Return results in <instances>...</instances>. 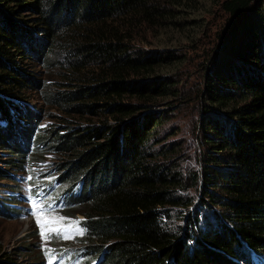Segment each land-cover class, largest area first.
<instances>
[{"label": "trees", "instance_id": "trees-1", "mask_svg": "<svg viewBox=\"0 0 264 264\" xmlns=\"http://www.w3.org/2000/svg\"><path fill=\"white\" fill-rule=\"evenodd\" d=\"M209 1L229 27L191 106L201 149L184 152L175 140L158 144L168 114L148 111L157 97L181 100L179 83L157 72L168 63L176 68L178 56L132 53L121 33L157 18L175 29L193 26L184 38L194 40L205 0H0V94L20 95L5 88L32 79L12 63L34 56L48 72L37 80L42 100L68 115L35 131L29 106L15 105L10 115L0 109V150L13 154L5 161L13 168L34 161L38 146L67 157L54 180L65 209L82 208V264H264V0ZM21 8L35 15L31 24L6 20ZM235 43L240 59L231 58ZM80 113L97 116L77 126L72 116ZM12 124L26 126L21 144L5 133ZM3 177L12 174L0 170ZM194 203L210 211L199 215ZM2 254L0 247V264H12Z\"/></svg>", "mask_w": 264, "mask_h": 264}, {"label": "rangeland", "instance_id": "rangeland-1", "mask_svg": "<svg viewBox=\"0 0 264 264\" xmlns=\"http://www.w3.org/2000/svg\"><path fill=\"white\" fill-rule=\"evenodd\" d=\"M204 3H206L207 12H202L196 17L197 22L202 23L203 26L195 33L194 40L188 38L185 41L184 38V34L188 36L194 34L193 26L181 25V27L175 29L171 26L168 27L166 23L157 18L143 22L133 21L132 25L128 26L127 30L121 33V35L126 36L124 38L125 42L132 53L141 52L143 55H147L149 52H153L155 55L157 52H161V54L170 52L171 56L169 58L178 56L177 63H173L176 64V68L171 63H168L171 62L168 60L160 62V64L166 65L168 63L169 68L166 69L165 66H161L157 72L169 75L179 83L178 87L181 89V98L179 99L181 100H178V98L173 100L171 97L164 96L157 97L154 99V105L149 107L148 111H166V114H168L167 121L162 126L157 127V137L160 140L158 144L172 143V140H175L177 144L179 142L180 145H183L184 152H190V149L194 148V146L201 149V146L198 147L199 139L197 137L193 138L196 135L193 125L197 120H193L196 117V111L191 106L196 107L195 95L199 87H202V76L205 72L209 71L214 57L216 59L219 54L215 55L219 42L223 37L222 34L229 27L228 17L213 4V1L205 0ZM11 16L12 14L6 15V20H13L12 18L16 20L19 18L24 23L31 24V20L35 15L21 8L13 17ZM224 39L225 37H223ZM228 41H226V44ZM230 49L235 53L231 58L236 57L240 59V53L236 52L240 49L239 44H232ZM263 49L262 47V50H259V57L262 61H264ZM221 54L219 55L221 56ZM248 60L251 59L248 58ZM12 65L24 74L22 77L27 76L24 78L28 79V76H30L32 81H28L25 88H19L16 84L6 87L5 89L13 87L20 95H4L1 93L0 100H4L2 101L4 102V106L0 107V109L6 110L10 115L15 105H17L18 109L24 105L29 106L34 113L32 117H37L35 131L42 128L52 129L57 127L58 124H63L64 117L68 115L62 114L60 110L55 109L52 103H45L42 100L43 89L40 90L41 83L37 82V80L40 78L42 81L43 79L45 80L48 72L45 69L42 70L43 67L40 66V63L34 56L25 59L19 58L16 64L12 63ZM236 65L237 63H235ZM22 66L24 69L21 68ZM241 67L243 68V64H241ZM5 68L6 65L3 66V69ZM52 79L53 86H55L54 81L57 79L54 76ZM137 79L140 80L142 78L138 76ZM216 85L220 84L217 83ZM133 100L131 98L125 99L129 103L134 102ZM174 105H178V107L175 108ZM27 113L31 112L28 110ZM2 115L5 114L2 113ZM17 116L21 121H24L23 115L19 114L18 111ZM96 116L97 114L94 113H80L72 117L73 122L77 126H87V124L91 125L93 122L86 123L85 118L93 120ZM0 121L3 122V118ZM25 127L23 125L12 124L11 127L6 129L5 133L9 139L17 140L21 144L24 142L23 133L25 132ZM38 148L39 152L34 157V161L25 159L19 163L20 166L17 168L5 164V161L15 158L9 157L13 156V154L8 155V153L0 150V170L6 172V174L13 173L12 179L8 177L0 179V199L11 209L10 211H12L13 215L10 217L0 213L2 260H6L8 257L12 264H48L49 260L54 257L55 259H52V264H61V261L63 264H81L83 262L82 258L77 259V262L75 259L80 258L76 248L83 246L87 242L84 227L80 223L83 219V215L80 212L82 208L73 207L65 209V203L57 200L61 189L58 182L54 180L57 169L59 168L60 171L64 170V160L67 157L52 153L50 150H44L41 146H38ZM30 149L31 144L28 143L27 151H30ZM184 160L186 162L182 163L183 166L186 163L198 170L197 162L193 159ZM59 164L63 165L60 166ZM200 187L201 184L196 189V193ZM188 191L190 193L193 190L189 188ZM196 193L193 194L195 195ZM32 196H35L34 201H38L40 206L48 208L46 213H42L38 217L32 214ZM198 199L199 197H196V202ZM56 201L60 202L61 205L56 203ZM195 203L191 207V210H197L200 213L199 215H204L205 212L210 211L208 206ZM23 207H26L24 218H22ZM214 210L217 212L218 208ZM182 212H185L184 208ZM60 217L64 219L61 221L59 220ZM38 218L48 228L63 227L74 221H78L79 224L77 226L83 229V234L73 232L70 239H64L63 236L58 237L55 232H49V238L44 239L41 237L40 228L36 223ZM46 252L48 255H46Z\"/></svg>", "mask_w": 264, "mask_h": 264}, {"label": "snow or ice", "instance_id": "snow-or-ice-1", "mask_svg": "<svg viewBox=\"0 0 264 264\" xmlns=\"http://www.w3.org/2000/svg\"><path fill=\"white\" fill-rule=\"evenodd\" d=\"M48 211L47 207H43L39 205L38 201H33L32 203V214L34 216H39L42 213H46ZM63 217H60L59 220H63ZM38 227L40 228V235L42 238L44 239H48V233L49 232H55L56 235L59 236H63L64 239H70L72 236V233L75 232L76 234H83V229L79 228L77 225L79 224L78 221H74L70 224H68L67 226H63V227H56V228H48L46 227V225L44 223L41 222V220L38 218L36 221ZM53 223H55V221H53ZM46 255H48V253L46 252ZM52 259H55L54 257ZM52 259L49 260L48 264H52ZM61 264H63V262L61 261Z\"/></svg>", "mask_w": 264, "mask_h": 264}, {"label": "clouds", "instance_id": "clouds-1", "mask_svg": "<svg viewBox=\"0 0 264 264\" xmlns=\"http://www.w3.org/2000/svg\"><path fill=\"white\" fill-rule=\"evenodd\" d=\"M12 174V178H13V173H11ZM2 205H4L5 207H6V205L4 204V203H2ZM6 209H7V207H6ZM4 213H5V210H4ZM6 214V213H5ZM7 215V214H6ZM10 217H12V216H10ZM76 259H80V258H76ZM83 262H81V264H82Z\"/></svg>", "mask_w": 264, "mask_h": 264}]
</instances>
